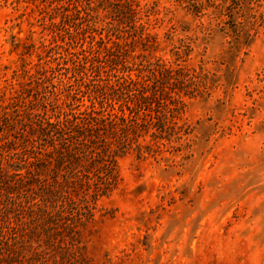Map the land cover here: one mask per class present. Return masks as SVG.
<instances>
[{"label":"rangeland","instance_id":"1","mask_svg":"<svg viewBox=\"0 0 264 264\" xmlns=\"http://www.w3.org/2000/svg\"><path fill=\"white\" fill-rule=\"evenodd\" d=\"M62 1L53 7L75 3ZM76 1L84 10L75 27L62 26L59 35L50 27L49 35L42 27L65 20L62 9L42 22L41 2L0 0V104L10 95L6 87L18 83L23 58L37 64L42 43L55 38L50 63L38 81L27 82L22 106L59 110L73 97L87 99L106 79L77 53L94 45L89 32L113 17L98 0ZM138 1L161 43L154 57L173 62L172 51L183 48L186 64L201 75V92L184 99L177 135L156 140L145 159L117 160V188L98 201L97 222L82 230L75 256L63 264H264V0L249 1L236 15L250 33L240 50L231 20L211 5L195 16L173 0ZM154 143L150 136L143 142ZM15 214L10 210L5 225L20 224Z\"/></svg>","mask_w":264,"mask_h":264},{"label":"trees","instance_id":"2","mask_svg":"<svg viewBox=\"0 0 264 264\" xmlns=\"http://www.w3.org/2000/svg\"><path fill=\"white\" fill-rule=\"evenodd\" d=\"M36 1L44 4L42 22L57 9L65 14L59 24L42 27L49 35L50 27L55 35L62 26L74 28L84 10L76 0L59 8L53 5L62 0ZM173 1L195 16L211 5L231 20L235 50L248 43L247 26L235 18L251 0ZM98 3L109 10L112 21L89 32L95 44L82 48L77 60L87 70L105 71L106 79L86 100L73 97L65 108L52 111L34 103L22 106V93L31 86L27 82L38 81L46 70L56 38L42 43L45 55L38 54L37 64L23 58L14 75L18 83L6 87L10 95L1 98L0 264H63L70 254L75 256L73 246L82 230L97 222L98 201L118 186L117 160L130 154L145 159L158 146L156 140L177 135L184 99L201 92V75L186 64L184 55L189 54L183 48L172 51L173 62L154 57L161 43L143 23L138 0ZM147 136L155 140L153 145L143 144ZM10 210L19 225H5Z\"/></svg>","mask_w":264,"mask_h":264}]
</instances>
